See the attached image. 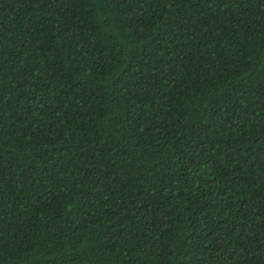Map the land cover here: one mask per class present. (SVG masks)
Returning a JSON list of instances; mask_svg holds the SVG:
<instances>
[{
    "label": "trees",
    "instance_id": "obj_1",
    "mask_svg": "<svg viewBox=\"0 0 264 264\" xmlns=\"http://www.w3.org/2000/svg\"><path fill=\"white\" fill-rule=\"evenodd\" d=\"M0 264H264V0H0Z\"/></svg>",
    "mask_w": 264,
    "mask_h": 264
}]
</instances>
